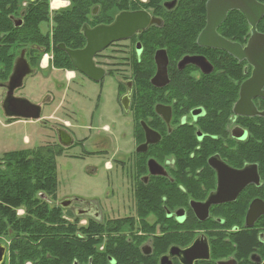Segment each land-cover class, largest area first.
Instances as JSON below:
<instances>
[{"label": "flooded vegetation", "instance_id": "af4514ba", "mask_svg": "<svg viewBox=\"0 0 264 264\" xmlns=\"http://www.w3.org/2000/svg\"><path fill=\"white\" fill-rule=\"evenodd\" d=\"M210 1L107 0L106 16L100 4L80 7L77 44L60 43L72 50L86 47L84 27L122 12L156 24L96 54V80L68 68L64 52L51 68L63 81L43 102V125L91 179L59 185L57 173L17 214L41 211V229L0 231V264H264V15L255 25L264 0H224L212 19ZM60 8L0 0V76L11 60L10 77L22 58L32 76L54 65L44 47L11 52L48 41L45 29L67 18Z\"/></svg>", "mask_w": 264, "mask_h": 264}, {"label": "rangeland", "instance_id": "374dc122", "mask_svg": "<svg viewBox=\"0 0 264 264\" xmlns=\"http://www.w3.org/2000/svg\"><path fill=\"white\" fill-rule=\"evenodd\" d=\"M75 2L79 5L81 0H75ZM50 3L53 7L61 9H67V14L73 13L74 2L73 0H50ZM98 4L96 0L90 1L84 7H93V5ZM119 11L115 8L114 15H117ZM103 15H107L106 9L103 11ZM49 30L48 41L45 43H41L39 37L33 38L28 41L26 44H19L18 48H12L11 54H18L22 48L32 49L35 45L38 47H44L45 53H48L51 57L54 53H58L56 48V41L54 38L55 25L52 24V27L49 29H45V35H47V31ZM35 33V28H33V34ZM27 35H31L26 33ZM40 41V42H39ZM60 51V50H59ZM9 52V51H8ZM36 52V51H35ZM63 55V54H61ZM15 56V55H14ZM49 56V57H50ZM17 57V56H16ZM12 61H10L9 67H6L8 73L4 76H0L1 83H7L8 79L11 75V65ZM47 62V61H46ZM47 66V64H46ZM53 66L52 62L49 63V68L41 69L37 76H28L24 80L23 87L16 91V96L25 98L33 104L41 105L43 108V115L47 116L49 108L43 106V102L48 94H50L51 99L53 97H58V92L56 90V83H60L63 79L60 77L59 73L51 70ZM4 77V78H3ZM95 86L89 84V90H95ZM92 92V91H91ZM4 96V90L0 89V159L7 153L16 152V151H31L37 148H44L49 150V156L52 157L57 165V173L59 179V185L64 184V182L68 179L72 180H90L91 178L84 174V169L88 167L85 164H78L75 156L73 154L76 153L74 149L71 151H67L60 156H53L52 153L56 154L59 152L57 146H55L56 138L53 132H49L47 128L43 125L44 118H41L40 121H30V120H21V119H8L2 108V101ZM88 106H91V103H87ZM54 108V107H53ZM53 116L58 119L51 120V123L56 126H60L63 118L58 116V114H54ZM19 120V121H18ZM51 135V136H50ZM25 137L30 139L29 143H25ZM58 150V151H57ZM72 170V172L67 171ZM39 199V198H38ZM24 208H20L17 211L18 216H24Z\"/></svg>", "mask_w": 264, "mask_h": 264}, {"label": "trees", "instance_id": "16d2710c", "mask_svg": "<svg viewBox=\"0 0 264 264\" xmlns=\"http://www.w3.org/2000/svg\"><path fill=\"white\" fill-rule=\"evenodd\" d=\"M92 0H81L78 5L75 0L73 13L67 14V18L61 25L55 27L54 38L56 48L60 43H65L68 47L74 48L77 44L78 32L80 27L78 11L84 5ZM98 4L107 9V0H96ZM55 68L63 66L61 62L62 51L57 50ZM5 51L1 59L4 61ZM68 68L73 69L69 61ZM4 78V77H3ZM49 150L37 148L31 151H16L5 154L0 159V231L20 230L33 226L41 229L39 219L43 218V213L37 212L34 219H20L17 211L24 208L30 212L35 204L40 200L39 196L50 189L57 181V165L52 157L49 156ZM57 157L62 155V151L54 154ZM34 221V222H33ZM37 223V224H36ZM43 226V225H41Z\"/></svg>", "mask_w": 264, "mask_h": 264}, {"label": "water", "instance_id": "95a60500", "mask_svg": "<svg viewBox=\"0 0 264 264\" xmlns=\"http://www.w3.org/2000/svg\"><path fill=\"white\" fill-rule=\"evenodd\" d=\"M223 1L212 0L208 3L209 18L212 19V15L214 14L215 8L213 7L215 5L219 6ZM228 1L232 3V8H236L244 2V0ZM245 11L250 17L251 12L248 10ZM263 15L264 7H259L258 16L255 17V25L261 21ZM153 24H156V20L146 12H122L111 25H99L93 29L87 26L84 27L83 32L86 38V47L83 50H72L67 48L65 44H59L57 48L66 53L75 70L84 74L89 79L96 80L94 75L97 71L93 62L96 54L103 52L114 42L127 40L137 32L148 30ZM32 74L29 65L23 58L20 59L14 74L9 79L7 86L9 92L1 105L8 119L41 120L42 107L40 105L33 104L25 98H16L14 96V92L23 87L26 77ZM0 88H4V86L0 85ZM66 137L59 131L60 143L66 147L73 145V140L70 139L68 141Z\"/></svg>", "mask_w": 264, "mask_h": 264}, {"label": "crops", "instance_id": "0c3cea01", "mask_svg": "<svg viewBox=\"0 0 264 264\" xmlns=\"http://www.w3.org/2000/svg\"><path fill=\"white\" fill-rule=\"evenodd\" d=\"M40 121V120H39ZM41 122V121H40ZM30 142V139L28 137H25V143H29Z\"/></svg>", "mask_w": 264, "mask_h": 264}, {"label": "built area", "instance_id": "2783aa9c", "mask_svg": "<svg viewBox=\"0 0 264 264\" xmlns=\"http://www.w3.org/2000/svg\"><path fill=\"white\" fill-rule=\"evenodd\" d=\"M44 59L48 61V59H49V54H46L45 57H44Z\"/></svg>", "mask_w": 264, "mask_h": 264}]
</instances>
